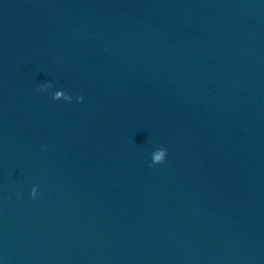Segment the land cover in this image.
I'll list each match as a JSON object with an SVG mask.
<instances>
[{
    "label": "water",
    "instance_id": "water-1",
    "mask_svg": "<svg viewBox=\"0 0 264 264\" xmlns=\"http://www.w3.org/2000/svg\"><path fill=\"white\" fill-rule=\"evenodd\" d=\"M4 264H264V0H0Z\"/></svg>",
    "mask_w": 264,
    "mask_h": 264
},
{
    "label": "clouds",
    "instance_id": "clouds-1",
    "mask_svg": "<svg viewBox=\"0 0 264 264\" xmlns=\"http://www.w3.org/2000/svg\"><path fill=\"white\" fill-rule=\"evenodd\" d=\"M0 264H4V261L2 259H0Z\"/></svg>",
    "mask_w": 264,
    "mask_h": 264
}]
</instances>
